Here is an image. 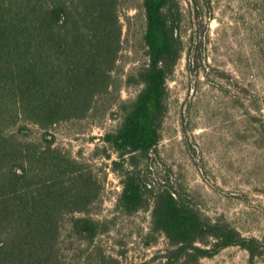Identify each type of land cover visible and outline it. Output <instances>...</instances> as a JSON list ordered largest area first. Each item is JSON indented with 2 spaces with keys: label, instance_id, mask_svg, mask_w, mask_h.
I'll return each mask as SVG.
<instances>
[{
  "label": "trees",
  "instance_id": "obj_1",
  "mask_svg": "<svg viewBox=\"0 0 264 264\" xmlns=\"http://www.w3.org/2000/svg\"><path fill=\"white\" fill-rule=\"evenodd\" d=\"M120 4L0 0V264H117L96 241L106 221L90 216L98 183L88 167L54 146L50 130L84 117L111 88ZM140 8L147 61L128 80L141 90L121 105L117 129L102 137L116 155V207L129 215L151 201L150 231L169 243L171 264H202L228 247L244 250L246 264H264V240L202 217L170 179H149L167 81L185 45L178 0H141Z\"/></svg>",
  "mask_w": 264,
  "mask_h": 264
},
{
  "label": "rangeland",
  "instance_id": "obj_2",
  "mask_svg": "<svg viewBox=\"0 0 264 264\" xmlns=\"http://www.w3.org/2000/svg\"><path fill=\"white\" fill-rule=\"evenodd\" d=\"M178 2L185 52L167 81V111L149 179H170L202 217L264 240V0ZM140 3L121 0L118 7L121 48L108 93L84 117L50 133L54 146L88 167L98 183L90 216L106 221V233L96 240L106 256L117 264H171L169 243L150 231L151 201L129 215L116 207V155L102 141L119 126L121 105L141 90L128 80L147 61ZM247 258L244 250L228 247L201 263L246 264Z\"/></svg>",
  "mask_w": 264,
  "mask_h": 264
}]
</instances>
